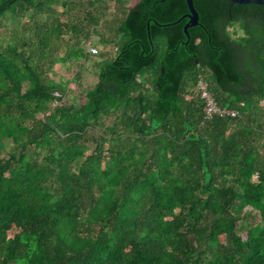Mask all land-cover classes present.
<instances>
[{
	"label": "trees",
	"instance_id": "obj_1",
	"mask_svg": "<svg viewBox=\"0 0 264 264\" xmlns=\"http://www.w3.org/2000/svg\"><path fill=\"white\" fill-rule=\"evenodd\" d=\"M192 2L0 0V264H264V5Z\"/></svg>",
	"mask_w": 264,
	"mask_h": 264
},
{
	"label": "rangeland",
	"instance_id": "obj_2",
	"mask_svg": "<svg viewBox=\"0 0 264 264\" xmlns=\"http://www.w3.org/2000/svg\"><path fill=\"white\" fill-rule=\"evenodd\" d=\"M137 0H129V6L132 5ZM91 46L95 47L100 50H105L110 52L112 55L114 53L113 50L109 49H102L96 41V38L93 37L91 40ZM88 48V47H87ZM87 50V49H86ZM99 62L98 57H90L89 60L85 63L84 66H81L77 70L73 65L67 64L62 65L58 64L54 67L53 74L51 75V79L54 82H61L63 85L67 87V95L65 98V101H76L80 94L82 93V90H89L94 87V85L97 82V75H98V68L95 66V63ZM76 71L80 74V78L78 81V84L73 83L74 79V73ZM79 85V88H78ZM255 219H253V223L258 222L257 213H252Z\"/></svg>",
	"mask_w": 264,
	"mask_h": 264
},
{
	"label": "built area",
	"instance_id": "obj_3",
	"mask_svg": "<svg viewBox=\"0 0 264 264\" xmlns=\"http://www.w3.org/2000/svg\"><path fill=\"white\" fill-rule=\"evenodd\" d=\"M88 47V48H87ZM86 49L88 53L91 56H96L98 54V49L92 46H87ZM207 84L204 82L202 79L198 81L197 84V91L200 94L201 99L204 102V119L205 120H210L213 117H218L221 119H234L236 118V113L231 112L229 110L225 109H220L217 104L215 103L214 99L212 96L209 94L208 89H207ZM57 96V95H56Z\"/></svg>",
	"mask_w": 264,
	"mask_h": 264
},
{
	"label": "water",
	"instance_id": "obj_4",
	"mask_svg": "<svg viewBox=\"0 0 264 264\" xmlns=\"http://www.w3.org/2000/svg\"><path fill=\"white\" fill-rule=\"evenodd\" d=\"M139 1L140 0L135 1L132 5L129 6V8H133ZM224 1L236 5H264V0H224ZM183 10L185 14L177 21V23L183 19H186V22L183 25L182 29L185 37L188 39L189 35L187 30L189 28L198 25V15L194 10L192 0H183Z\"/></svg>",
	"mask_w": 264,
	"mask_h": 264
}]
</instances>
